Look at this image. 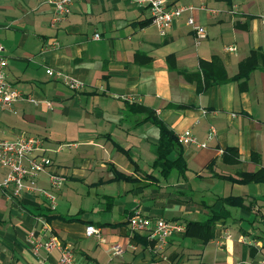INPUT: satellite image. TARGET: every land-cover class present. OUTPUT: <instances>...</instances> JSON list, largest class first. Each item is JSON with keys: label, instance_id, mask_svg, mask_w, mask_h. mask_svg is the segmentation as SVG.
I'll return each mask as SVG.
<instances>
[{"label": "crops", "instance_id": "obj_1", "mask_svg": "<svg viewBox=\"0 0 264 264\" xmlns=\"http://www.w3.org/2000/svg\"><path fill=\"white\" fill-rule=\"evenodd\" d=\"M165 2L215 11L193 12L206 29L200 45L185 16L160 36L144 0L78 2L67 21L55 26L48 0H0L7 80L24 98L0 112V138L25 133L44 140L50 171L66 179L60 202L78 181L89 179L97 188L118 184L114 194L95 191L90 218H82L81 210L60 213L59 205L52 212L29 191L14 199L0 189V264H56L57 250L34 251L30 244L32 237L50 236L70 247L80 263L154 264L152 251L127 227L133 210L185 227L205 222L210 210L220 211L218 200L231 196L241 205L226 206L229 217L216 222L210 236L199 226L185 227L168 240L162 264H264V182L239 181L240 173L264 170V70L236 78L242 61L264 52V0ZM53 40L58 46L44 52ZM226 46L236 50L227 52ZM47 67L83 81L84 89L69 90L46 74ZM131 106L148 108L176 136L191 133L206 143L181 145L184 174L164 177L153 167L158 128ZM210 127L215 136L207 140ZM62 144L72 146L56 152ZM228 148L237 151L236 164L224 163ZM4 175L0 169V181ZM37 184L49 188L47 175L40 174ZM100 214L107 219H96ZM87 225L99 228L101 238L86 237ZM114 244L124 249L122 257L111 255Z\"/></svg>", "mask_w": 264, "mask_h": 264}, {"label": "built area", "instance_id": "obj_2", "mask_svg": "<svg viewBox=\"0 0 264 264\" xmlns=\"http://www.w3.org/2000/svg\"><path fill=\"white\" fill-rule=\"evenodd\" d=\"M85 0H48L52 8L51 26L63 23L70 15V7L75 2ZM149 13L150 23L156 28L160 36H165L172 28L174 22L185 16L186 25L190 28L194 36L195 45H200L206 38V29L197 23L193 17L196 10L215 14L214 10L203 6L195 8L190 4L170 5L165 0H144ZM97 38V35H95ZM58 42L53 40L44 48V52L51 51L58 46ZM227 52H234V46H226ZM7 57L4 54V48L0 43V112L10 110L12 105L18 100L24 99L20 91L14 88L7 80ZM46 74L49 77L61 82L65 87L74 92L84 89L83 81L64 74L52 68H46ZM27 101L36 104L37 101L31 97L25 98ZM123 100L130 101L132 98L124 96ZM49 105V103L47 102ZM203 114L206 111L202 112ZM215 136L214 127H210L207 133V140ZM180 145H193L198 148H205L206 143L201 142L191 133L179 134L176 136ZM71 144L59 145L55 151H63L65 147H71ZM52 161L47 155V149L44 147V140L41 137L21 133L14 139L0 138V169L5 171V175L0 181V189L8 196L18 199L24 191H29L42 197L50 211L56 210V193L63 187L66 179L63 175L50 171ZM40 174H46L48 177L49 188H41L37 182ZM264 213V212H262ZM127 227L132 235L135 233L143 234L147 241L153 242L152 251L154 264H162L167 261L165 254L168 240L177 233L184 231V225L177 221H168L162 218H151L144 215L139 209H135L127 217ZM229 233L226 232V236ZM86 237L101 238L99 228L93 225L85 227ZM30 244L34 251L43 248L46 252L57 250L59 258L56 264H90L77 261L73 250L67 245H63L56 236H50L47 240L30 239ZM110 253L114 257H122L124 249L114 244L110 248Z\"/></svg>", "mask_w": 264, "mask_h": 264}, {"label": "trees", "instance_id": "obj_3", "mask_svg": "<svg viewBox=\"0 0 264 264\" xmlns=\"http://www.w3.org/2000/svg\"><path fill=\"white\" fill-rule=\"evenodd\" d=\"M261 68L264 70V52L253 51L249 57L239 64L240 72L236 78H243L249 75V73L256 69ZM235 78V79H236ZM215 83V82H214ZM130 110L135 113H144L146 115L143 121H151L159 131L157 139V156L153 163V167L156 168L160 174L164 177L168 176L172 172H176L180 175L184 174L186 170V161L184 158V152L182 146L178 143L177 137L172 130H170L163 122L158 120L152 115V112L144 106H131ZM233 159H227V158ZM237 151L233 148H228L223 152V161L228 164H236ZM240 182H264V170L256 173H240ZM128 176L124 174H117L116 179H127ZM221 203V209L219 212L210 210L208 219L203 223L190 222L186 227V232L195 227L199 226L204 235L210 236L209 229L218 221L225 220L229 217V212L226 210V206H240L242 200L238 197H227L220 198L218 200ZM46 208L48 206L46 205ZM127 223V222H126ZM204 231V232H203ZM203 237L202 235H200ZM134 240L137 238L142 239L146 247H152L153 242L147 241L146 238L139 237L137 233L133 235ZM205 239V238H204ZM137 242V241H136Z\"/></svg>", "mask_w": 264, "mask_h": 264}, {"label": "rangeland", "instance_id": "obj_4", "mask_svg": "<svg viewBox=\"0 0 264 264\" xmlns=\"http://www.w3.org/2000/svg\"><path fill=\"white\" fill-rule=\"evenodd\" d=\"M76 3H78V2H76ZM73 4H75V2ZM177 5H179V4H177ZM70 11H71V7H70ZM67 19H66V21H67ZM78 182L79 183L75 184V185H71V186L68 185L69 190H70V187H73V189L71 191V195L68 197L67 196L63 197V200L61 202H60V199L58 198V192L56 193V197H57L56 205H59L60 208L58 211L59 212L61 211L60 213L64 214V213H66V211H68V212H70L69 215H71V214L75 215L79 210H81L83 213V214H81L82 218H83V216L90 218V215L94 214V212H92V210H91L92 205L94 204V198L97 200V197L95 196V191H97L98 196H101L102 194H114L117 187H118V184H116V183H109V184H105V185H100L98 188L97 187H91V185L88 184V183H90L89 179H87L86 182H82V181H78ZM220 185H222V184H220ZM119 186H120V184H119ZM230 188H231V186L226 184V186L224 187L223 190H226V192H227V190H230ZM234 193H237V192H234ZM113 213H115V209L112 210V214ZM106 217H108L106 214H100V215L96 216L95 218L96 219L100 218V220L101 219L105 220V219H107ZM88 240H89L88 242H91L90 238Z\"/></svg>", "mask_w": 264, "mask_h": 264}]
</instances>
